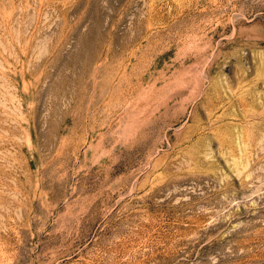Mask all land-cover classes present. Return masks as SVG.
<instances>
[{
  "label": "rangeland",
  "instance_id": "rangeland-1",
  "mask_svg": "<svg viewBox=\"0 0 264 264\" xmlns=\"http://www.w3.org/2000/svg\"><path fill=\"white\" fill-rule=\"evenodd\" d=\"M0 264H264V0H0Z\"/></svg>",
  "mask_w": 264,
  "mask_h": 264
}]
</instances>
